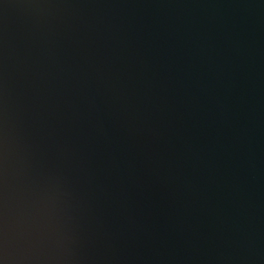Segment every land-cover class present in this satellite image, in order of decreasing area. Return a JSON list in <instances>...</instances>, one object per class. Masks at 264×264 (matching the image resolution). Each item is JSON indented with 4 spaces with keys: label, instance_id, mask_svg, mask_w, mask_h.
Returning a JSON list of instances; mask_svg holds the SVG:
<instances>
[{
    "label": "water",
    "instance_id": "95a60500",
    "mask_svg": "<svg viewBox=\"0 0 264 264\" xmlns=\"http://www.w3.org/2000/svg\"><path fill=\"white\" fill-rule=\"evenodd\" d=\"M0 264H264V0H0Z\"/></svg>",
    "mask_w": 264,
    "mask_h": 264
}]
</instances>
